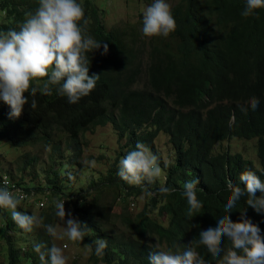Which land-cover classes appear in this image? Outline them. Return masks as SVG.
<instances>
[{"label": "trees", "instance_id": "16d2710c", "mask_svg": "<svg viewBox=\"0 0 264 264\" xmlns=\"http://www.w3.org/2000/svg\"><path fill=\"white\" fill-rule=\"evenodd\" d=\"M80 4L89 21L88 34L109 48L106 55H101L103 47L89 54V76L100 75L95 89L75 104L58 95L55 87L50 95L37 92L32 97L26 92L29 103L19 118L8 119V107L0 110V140L17 148L50 149L53 163L47 187L52 193L47 196L50 206L41 213L44 226L59 219L55 205L64 201V207L73 209L75 218L91 230L81 242H75L76 246L91 245L96 239L108 241L102 256L90 253L92 264H148L149 245H159L162 250L174 244L187 246L200 231L216 226L230 196L228 179L243 188L238 176L251 169L264 180V8L243 17L246 0H181L171 9L175 30L167 37L153 36L143 42L135 33V40H130L127 31H107L98 8L90 0ZM38 6L39 0H0V9L6 14L0 31L18 30ZM253 96L260 101L258 108L242 112ZM33 98L35 109L30 106ZM109 125L118 143L125 141L111 170L94 178L88 189L70 194L72 188L62 187L69 180L60 177H66L65 171L61 172L65 166L60 164L56 171L57 161L65 160L66 153L71 157L70 167L81 168L84 136ZM161 134L169 137L174 162L165 165L157 155L159 165L166 170L164 181L161 177L152 184L145 181L153 195H145L142 209L131 214L125 200H137L144 191L119 178V160L134 150L137 142L155 152ZM231 139L255 140L258 167L239 153H214L216 146ZM32 161L39 160L25 158L26 170L34 166ZM196 178L198 189L203 190L197 191L203 207L190 217L182 188L185 181ZM161 186L176 191L162 195L158 192ZM111 195L113 202L109 203ZM260 195L257 191L256 196ZM245 200L242 198L229 213L231 220L239 222L244 209L246 218L264 235V215L248 207ZM117 204L125 206L115 215ZM155 212L163 221L152 218ZM6 223L8 264H41L33 246L26 245L28 251L22 253L25 247L17 246L10 235L16 225ZM116 223L123 232L114 230ZM31 233L35 235L36 230ZM196 250L206 264H217L218 258L211 257L203 246Z\"/></svg>", "mask_w": 264, "mask_h": 264}, {"label": "clouds", "instance_id": "9594fccd", "mask_svg": "<svg viewBox=\"0 0 264 264\" xmlns=\"http://www.w3.org/2000/svg\"><path fill=\"white\" fill-rule=\"evenodd\" d=\"M260 8H264V0H246L241 15L249 17L254 15V10ZM2 15L5 16V12ZM88 23L84 8L77 0H39L38 8L34 13L27 14L18 30L0 31V100L10 109L8 119L14 120L21 116L24 105L29 103V98L24 96L26 92L32 97L37 92L50 95L55 87L58 95L65 96L70 104H75L95 89L100 75L89 76V54L103 47L101 55H106L109 48L107 43H101L88 34ZM175 28L176 21L167 0H152L146 6L142 19V33L145 37H167ZM33 81L41 83L31 86ZM259 103L257 97H250L246 101L247 108L242 107L241 111H247L248 108L255 111ZM30 106L32 109L37 107L36 99L31 100ZM2 157L0 153V158ZM162 174L158 157L143 142H137L134 150L119 160V178L130 185L141 186L149 197L153 192L144 186V182L152 184ZM6 180L15 189L4 186L3 182ZM238 180L244 185L243 188L234 184L231 179L227 180L226 190L230 196L224 205L225 214L216 218L214 228L200 231L198 238L187 246L174 244L172 248L162 250L159 245H149L152 250L148 253V264H206L196 250L200 246L211 257L218 258L217 264H264V235L260 228L246 218L244 209L240 212L239 222H233L229 215L244 197L248 207L264 215V180L251 169L241 171ZM199 182L196 178L183 184L182 195L187 200V214L190 217L203 207L197 198V191H203L197 187ZM18 184L22 186L10 174L0 170L1 214L6 217V222L10 221L5 213L10 209L16 229L19 227L31 232L33 226L42 221H38L33 215L17 211L24 198L18 192ZM175 191V188L169 186L158 189L162 195ZM257 191L261 194L259 197L256 196ZM64 204V201H58L55 205V215L64 224L63 233L58 235L57 227L53 225H45L46 232L53 238L67 237L70 241L81 242L91 230L86 223L73 217L70 211L66 213ZM16 231H10V235L17 236ZM225 241L228 246H225ZM107 246L106 239H96L91 245H84L89 253L94 251L98 257L103 255ZM33 250L38 254L41 264H66L62 249L55 244L49 247L44 242H36Z\"/></svg>", "mask_w": 264, "mask_h": 264}, {"label": "rangeland", "instance_id": "374dc122", "mask_svg": "<svg viewBox=\"0 0 264 264\" xmlns=\"http://www.w3.org/2000/svg\"><path fill=\"white\" fill-rule=\"evenodd\" d=\"M17 2V0H15ZM87 0H77L79 3H83ZM92 4L98 8L100 14H102V23L107 31L120 30L127 31L130 40L135 36L133 33L137 34L139 41L148 42L152 37H145L142 33V19L143 12L146 6L152 3V0H90ZM181 0H167L171 5V9L179 4ZM6 16V15H5ZM5 16L2 15L0 10V24H6ZM134 31V32H133ZM33 86H37V81H33ZM7 108V105L0 100V110ZM84 148L83 154L80 158L82 167H70V155L65 153V160L57 161L58 166L56 171H58L62 166L65 169H61V172L66 173V177L60 176L62 179L65 178L69 180L68 184H62L63 188H72L71 193H76L80 190H86L93 179H97L100 176H106L111 170L114 161L120 152V147L125 144L123 141L121 144L118 142V137L115 135L112 127L109 125L105 128H97L94 131L88 132L83 138ZM155 152L156 156L159 155L164 161L165 165L174 162L175 153L169 142V137L167 135L161 134V136L155 142ZM228 150L231 154L239 153L243 158L248 159L253 162V164L258 167V159L256 157L255 151V140H243V139H231L229 142L222 143L215 147L214 153H222ZM65 152V148L63 149ZM0 153L2 158H0V170L10 174L18 183L23 184L25 188L32 193V197L28 200V203H20L17 207V211L25 212L28 215H33L37 217L38 221H41V213L48 209L49 202L47 201L44 208H39L34 206V199L37 202L45 201L44 197L49 196L52 193L51 189L47 187L48 184V174L50 169V164L53 163L50 158V149H44L42 146L30 147L27 149L17 148L7 140H0ZM29 157L31 159H38V163L33 162L34 166L30 167L28 170L25 169V158ZM112 157V159H109ZM58 156H56V159ZM62 162V163H61ZM161 167V166H160ZM163 174L161 178L163 179L166 174L164 167ZM22 170V171H21ZM51 177V176H50ZM164 181V179L162 180ZM24 182V183H22ZM132 186V185H130ZM41 190V191H39ZM145 199V194L142 193L137 200L134 198H128V207L131 214H137L143 207ZM57 199H55L56 201ZM67 202V199L64 198ZM109 203L113 202L112 195L109 197ZM133 204L132 206H130ZM125 206V205H122ZM121 204H117L113 209V214L117 215L122 208ZM21 207V208H19ZM66 213L71 212L73 215V209L66 207ZM10 221L13 222L11 218V210L7 209L6 212ZM73 217H75L73 215ZM152 218L158 222L163 221L157 213L152 214ZM67 216L65 217V220ZM6 217L1 214L0 210V264H8V254L6 253L7 246L5 243V225ZM57 227L58 235L63 233V222L59 219L52 224ZM61 227H60V226ZM33 228L36 230L35 235H29L19 227H17V236L13 235L17 246L25 247L22 250L24 254L26 250L28 251V246H33L36 242H44L47 244L49 242L50 246L55 244L60 247L63 251V255L66 258V264H92L89 260L90 253L85 247H78L75 242L70 241L67 237L64 239H57L50 237L42 223L34 225ZM117 232H123L122 228L118 223L114 228ZM11 234V233H10ZM34 234V233H33ZM25 245V246H24ZM48 245V244H47ZM5 249V251H4ZM4 251V252H3Z\"/></svg>", "mask_w": 264, "mask_h": 264}, {"label": "built area", "instance_id": "2783aa9c", "mask_svg": "<svg viewBox=\"0 0 264 264\" xmlns=\"http://www.w3.org/2000/svg\"><path fill=\"white\" fill-rule=\"evenodd\" d=\"M3 185L5 186H7L8 188H13V189H15V187L11 184V182H9V181H4L3 182ZM18 192L19 193H22L23 194V196H24V198L21 200V202L22 203H28V204H30L29 202H27L28 200H30L31 199V197H32V193L31 192H27V190L24 188V187H22V186H20L19 184H18ZM44 199H45V201H43V202H37L36 201V198L33 200L34 201V206H37V207H39L40 209L41 208H44L45 207V205H46V203H47V201H48V199H47V196H45L44 197ZM128 199V198H127ZM126 202H127V200H125ZM127 204H128V202H127ZM133 204H131L130 206H132Z\"/></svg>", "mask_w": 264, "mask_h": 264}]
</instances>
